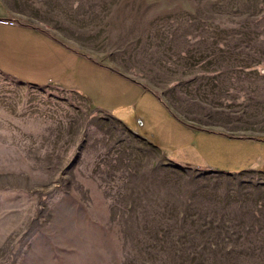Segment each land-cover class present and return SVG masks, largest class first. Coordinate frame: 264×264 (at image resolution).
Listing matches in <instances>:
<instances>
[{"label":"rangeland","instance_id":"374dc122","mask_svg":"<svg viewBox=\"0 0 264 264\" xmlns=\"http://www.w3.org/2000/svg\"><path fill=\"white\" fill-rule=\"evenodd\" d=\"M110 1L116 46L191 76L264 78V0ZM214 170L171 162L80 95L0 73V264H264V168Z\"/></svg>","mask_w":264,"mask_h":264},{"label":"crops","instance_id":"0c3cea01","mask_svg":"<svg viewBox=\"0 0 264 264\" xmlns=\"http://www.w3.org/2000/svg\"><path fill=\"white\" fill-rule=\"evenodd\" d=\"M111 4L0 0V73L84 97L179 166L230 174L264 168L254 155L264 145V78L256 67L220 75L201 67L191 76L189 67L145 60L149 51L116 46L111 35L125 28L112 25Z\"/></svg>","mask_w":264,"mask_h":264}]
</instances>
